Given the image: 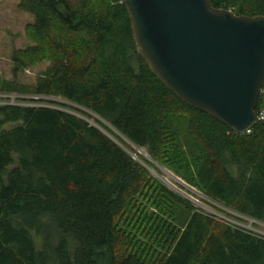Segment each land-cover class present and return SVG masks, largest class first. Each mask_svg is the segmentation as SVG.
<instances>
[{
	"label": "trees",
	"instance_id": "trees-1",
	"mask_svg": "<svg viewBox=\"0 0 264 264\" xmlns=\"http://www.w3.org/2000/svg\"><path fill=\"white\" fill-rule=\"evenodd\" d=\"M210 1L264 16V0ZM19 5L37 45L15 61L50 58L35 93L55 106L0 102V264H264V237L214 222L125 149H145L224 208L264 222V120L240 134L183 103L137 53L121 0ZM131 211L140 240L122 232Z\"/></svg>",
	"mask_w": 264,
	"mask_h": 264
},
{
	"label": "water",
	"instance_id": "water-1",
	"mask_svg": "<svg viewBox=\"0 0 264 264\" xmlns=\"http://www.w3.org/2000/svg\"><path fill=\"white\" fill-rule=\"evenodd\" d=\"M136 51L183 103L236 133L256 124L264 86V16L210 0H121Z\"/></svg>",
	"mask_w": 264,
	"mask_h": 264
},
{
	"label": "rangeland",
	"instance_id": "rangeland-1",
	"mask_svg": "<svg viewBox=\"0 0 264 264\" xmlns=\"http://www.w3.org/2000/svg\"><path fill=\"white\" fill-rule=\"evenodd\" d=\"M67 1L72 5H75L77 2V0ZM19 2L20 0H0V89L4 88V83H11L12 87L15 88L14 92H17L9 94L0 93V97H4L0 98V102L8 104H44L55 106V104L41 101L49 99V97L35 93L39 78H41L43 73L53 64L50 58L44 57L40 60H33L30 61L32 63L27 65L15 61L16 55L37 45L36 40L34 41L31 38L29 32V25L34 22V17L29 11L21 8ZM10 91L13 90L10 89ZM29 98L38 99V101H29ZM51 99L70 104L62 98L52 97ZM88 121L92 124H96L93 119H88ZM125 149L137 161L145 166L149 173L163 186L173 193L187 199L196 209L201 210L205 215L211 217V220L214 222L227 225L231 228H239L254 235L264 237V222L248 218L230 209L224 208L208 198L196 187L184 181L172 170L156 164L148 156L145 149L138 148L130 143ZM144 160L151 162L153 166L147 165ZM149 210H152V208L149 207ZM140 216V212L131 211L127 213L126 220L130 219L129 225L125 226L123 224L124 228L120 226V230L122 228V232L133 234V236L140 240L143 234L140 233L139 230H141V227L137 225L138 221L135 220ZM13 220L14 222L21 223L20 218L15 217ZM29 232L36 249H38L40 247L39 236L34 230H30Z\"/></svg>",
	"mask_w": 264,
	"mask_h": 264
},
{
	"label": "built area",
	"instance_id": "built-area-1",
	"mask_svg": "<svg viewBox=\"0 0 264 264\" xmlns=\"http://www.w3.org/2000/svg\"><path fill=\"white\" fill-rule=\"evenodd\" d=\"M257 120H264V109H260L256 114Z\"/></svg>",
	"mask_w": 264,
	"mask_h": 264
}]
</instances>
